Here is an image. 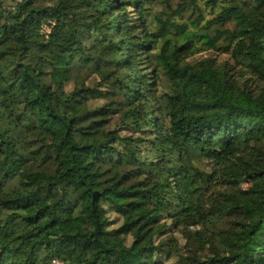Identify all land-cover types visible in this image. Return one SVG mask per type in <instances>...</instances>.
Returning a JSON list of instances; mask_svg holds the SVG:
<instances>
[{
    "label": "trees",
    "instance_id": "trees-1",
    "mask_svg": "<svg viewBox=\"0 0 264 264\" xmlns=\"http://www.w3.org/2000/svg\"><path fill=\"white\" fill-rule=\"evenodd\" d=\"M151 1L0 4V264H38L40 249L63 264H264V0L253 11L222 4L208 22L233 19L235 29L195 36L211 46L225 40L252 87L208 60L180 67L177 51L186 42L177 46L168 28L148 30ZM86 37L118 72L110 83L127 106L126 124L145 134L140 140L107 127L113 108L89 110L92 89L78 81L65 89L79 61L91 59ZM157 66L171 91L157 93ZM195 157L216 162L219 175L195 169ZM238 176L250 182L243 196L232 189ZM218 179L226 191H216L210 206L196 199ZM109 211L120 216L118 226ZM225 213L239 215L237 229L205 231ZM179 227L188 255H177ZM76 239L91 248L68 255ZM199 239L209 253L199 252Z\"/></svg>",
    "mask_w": 264,
    "mask_h": 264
},
{
    "label": "rangeland",
    "instance_id": "rangeland-1",
    "mask_svg": "<svg viewBox=\"0 0 264 264\" xmlns=\"http://www.w3.org/2000/svg\"><path fill=\"white\" fill-rule=\"evenodd\" d=\"M35 1L39 4L41 3L45 5H55L57 3V0ZM75 1L78 2L79 0ZM15 2L16 0H0L2 7L9 9L15 4ZM232 3H238L246 11L256 10V0H216V5L213 8L210 7L211 4L207 2V0H193L192 3L190 0H153L147 4L144 14L146 17L145 20L149 24V31H158L159 33V31L168 28V32L172 37L171 40H175L177 46H180L186 42L185 45L181 46L179 51H177V64L180 67L184 65L196 66L201 61L208 60L213 64L214 67L224 68L234 80H236L238 83H242L244 77L249 78L250 74L244 69L242 65L237 63L231 53L230 48L228 49L226 47L227 42L225 40L220 38L215 42L214 46H211L204 44L202 40L195 37L199 36L201 33L214 36L216 31L224 29L234 30L235 20L233 19L228 21L224 26H220L217 23L211 24L208 22V20L217 15L222 4L228 5ZM257 11H259V9H257ZM131 15L132 18L137 16L133 11L131 12ZM168 22L177 23L179 28L176 29L171 27L168 25ZM52 24V21L43 23L41 25L40 33L47 37ZM182 25L184 26L183 29L185 30V34H187L190 39L189 41H187L186 38H181L183 34L180 32V26ZM83 41L85 45L84 51L91 56V59L85 63L79 61L75 70V78L66 85L65 89L67 91L73 89L75 81H78L76 83L78 85L83 83L85 87H89L94 91V95L88 97L86 100L89 110L99 107L109 109L113 108L112 113L106 116L108 118V123L106 124L108 128L115 129L121 136H129L138 140H140L143 136L145 137V134L132 131V129L129 128V125L126 124L129 122V119L125 118V110L127 109V106L123 104L124 99L121 93H119L117 88L113 87L110 83V81L115 79L118 72L114 71L113 66L109 65L110 63H108V57L99 50L97 43H95L96 41L91 39V37H86ZM153 72L157 73V77H153L156 82L157 93L171 91L173 82L164 72L161 66H157ZM150 74L154 76V74ZM248 82L252 87L255 83V80L249 78ZM12 143L19 150L22 149V144L17 138H14ZM143 154H146L144 150ZM193 164L195 169L203 172L206 171L211 176L214 175L215 177L219 175L220 166L216 162H212L211 160L205 158L195 157ZM17 165L27 170V163L23 162L22 158H17ZM134 180L136 179L129 178L128 181L132 183ZM249 186L250 182L247 181L243 176H238L233 179L234 188L232 189L240 196H243L246 193ZM216 191H226V189L222 187L220 179H218L217 185L215 184V186L209 185L206 187V190L199 189L197 191L199 194L196 196V199H200V196L205 197V204L210 206L211 203L209 201L212 199L211 197L216 196ZM107 215L109 220L114 222L113 226L119 225L120 216L112 211H109ZM2 216H5L4 212L0 213V217ZM238 220L239 215L225 213L220 218L214 219L212 226H206L205 231L209 232L212 229L214 232L234 230L237 229L236 224ZM189 229L192 230L194 227L189 226ZM183 231L184 228L179 227L177 228V232L174 233L178 242L177 255H188L189 243H187ZM126 240L127 243H130L131 237L127 236ZM194 244L199 249V252H210L208 249V243L205 241L199 239L194 241ZM217 244H220L219 241ZM89 248H91V245L86 241V239H76L69 245L66 253L68 255L77 256L82 251L84 252ZM44 251V249L39 250L40 256L38 258V264H63L62 260L59 258L53 257L48 259ZM177 255H174L171 258L177 257ZM174 262L175 259H164V264H174Z\"/></svg>",
    "mask_w": 264,
    "mask_h": 264
}]
</instances>
